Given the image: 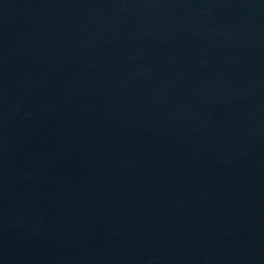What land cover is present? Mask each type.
I'll return each instance as SVG.
<instances>
[{
    "label": "water",
    "instance_id": "95a60500",
    "mask_svg": "<svg viewBox=\"0 0 264 264\" xmlns=\"http://www.w3.org/2000/svg\"><path fill=\"white\" fill-rule=\"evenodd\" d=\"M0 264H264V0H0Z\"/></svg>",
    "mask_w": 264,
    "mask_h": 264
}]
</instances>
